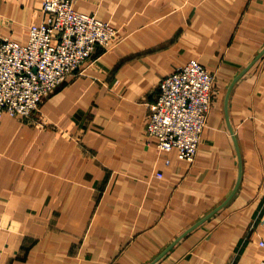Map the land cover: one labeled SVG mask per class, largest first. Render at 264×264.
<instances>
[{"label":"crops","instance_id":"1","mask_svg":"<svg viewBox=\"0 0 264 264\" xmlns=\"http://www.w3.org/2000/svg\"><path fill=\"white\" fill-rule=\"evenodd\" d=\"M74 9L116 42L30 117L0 119V264H264V0ZM43 16L0 0V38L26 42ZM191 59L215 75L192 162L146 132L161 78Z\"/></svg>","mask_w":264,"mask_h":264},{"label":"built area","instance_id":"2","mask_svg":"<svg viewBox=\"0 0 264 264\" xmlns=\"http://www.w3.org/2000/svg\"><path fill=\"white\" fill-rule=\"evenodd\" d=\"M75 1L42 0L43 19L29 26L26 42L0 38V119L5 114L30 117L98 48L115 44L118 29L95 14L77 11ZM214 84L215 75L196 59L161 78L146 122L158 151L175 150L181 159H195Z\"/></svg>","mask_w":264,"mask_h":264}]
</instances>
